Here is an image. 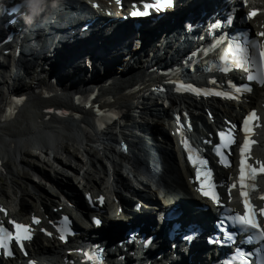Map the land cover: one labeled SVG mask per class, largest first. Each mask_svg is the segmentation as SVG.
I'll list each match as a JSON object with an SVG mask.
<instances>
[{"label":"bare ground","instance_id":"bare-ground-1","mask_svg":"<svg viewBox=\"0 0 264 264\" xmlns=\"http://www.w3.org/2000/svg\"><path fill=\"white\" fill-rule=\"evenodd\" d=\"M108 1L109 0H80V6L85 4L90 7L93 16L102 15L104 9H108L111 12V16L109 17L114 18L111 23H115V18L120 17L123 13L119 12L115 5L109 6ZM94 2L97 3V7L95 8L92 5ZM182 5L187 7L191 5V3L187 2V0H183ZM187 11L188 9H181L178 13L183 14ZM63 14L65 15L66 13L63 12ZM64 15H62V17ZM176 18L177 16L175 15L165 17L161 21L156 22V24L149 26L146 30L136 32L135 34L128 27L124 29L113 27L111 33L115 32L112 36L97 35L98 39L88 38L86 41L76 40L71 46H64L62 48L65 49L64 51L53 55L51 60L47 61L49 67L44 69H32V71H30L21 65L19 57L16 58L17 49L15 47L17 44L16 46H12V43H16V41H13L9 48L4 47V50H8V52H6V56L5 53L0 54V59L2 60L0 63V72H3L0 74V89H6L0 91V174L4 176L5 184L13 191L12 196H8L6 193L4 195L3 187L0 185V197L3 196L4 199L0 200V209H3V211H0V219L3 222H9L11 220L25 221V216L27 215L30 216L28 222L31 221L32 217L40 218L41 216L39 214L30 213L27 199H32L40 203L44 217L47 221H50V223L45 224L40 220V224L42 226L44 225V229L50 231L53 225L56 224L58 217L61 215H71L73 213L75 217H77V220H74V225L78 230V237H75V239L79 238L81 240V238L86 236L89 237L94 234L89 228L91 224L90 220L84 215L82 216L80 212H76L74 209L69 208L71 204L69 203L68 196L65 194L69 193L68 185L65 186L59 181V177L69 178L63 175L62 171L64 169L57 171L59 175L55 174V177L51 178L52 186L48 191L41 190L38 196L31 197L29 190L32 188L27 187V189L19 185L14 181L13 177H19L23 179L21 181L30 185L34 184V182L31 179L30 182L27 181L28 178L23 175L12 174V169H10L8 161L15 158V156L25 158L27 170L37 171L39 167L31 163L28 158H35V160L43 164L45 163V161H43L45 156L42 152H28V147L35 142L49 137L60 142L61 145L67 146V144L72 143L68 136H79L81 138L91 136L93 140V136L97 134L101 137H106L109 144L113 140H117V143H119L120 140L130 142L127 144V155L136 160L134 151H139L137 156L140 157V146L147 145L146 148L148 149V146H151L152 143L146 140L141 143V141H139L140 134L135 135L132 131L136 128L137 130L143 129L146 131L145 133L151 135V133H154L155 129L152 122H143L139 124L140 122L132 121L133 116L131 117V110L136 108L137 104L142 105L145 113L151 119H157L156 125L157 129H159L156 130L158 131L157 134L160 133L165 137V146L168 148L167 152L171 155V159H167L165 164L158 163L156 162L157 160L154 162L153 160V164L149 166L138 164L140 168L145 171L147 176L156 180L157 187H167L172 193L171 198L173 200L177 198V203L183 210L192 200L197 199L198 202L207 204V201L197 198L195 191L192 189V185L188 181L191 172L183 162L182 153L178 150L174 135L175 129L177 128L175 125L177 117L180 115V119L182 120L185 118L183 116L184 113H187L189 117L192 115L196 123L199 121L203 124L202 130L196 131L197 135L204 134L208 137L210 129H212L217 122L221 123L220 119L222 117L230 116L235 118L240 112L244 113L249 108H257L264 115V87H259L257 85L249 94H246L241 99L233 100L217 99L213 97L203 98L196 94L181 92V89L177 87L178 85L169 86V83L165 85L167 88L164 91L160 92V89L159 91H148L149 87L156 79H159V77L147 72H144L143 75L136 76L135 71H138L144 66L148 68L153 66L164 67V60L167 58V54L179 52L180 49L183 50L188 44L189 37L185 35L186 32L179 28L180 26H176L180 24L175 20ZM194 19L195 15L188 17V24H194ZM249 23L256 24L257 26H264L263 16L258 15L253 20H250ZM260 30H264V28ZM75 34L77 33L73 35ZM92 34L95 35V33ZM160 48L162 49L159 50ZM137 59L138 61H136ZM115 60L121 63V67H119L118 70L106 69L107 67L104 63ZM153 61V65H148L149 62ZM73 65L76 68L74 70L71 68ZM97 68L101 69L100 79L96 76ZM78 70L80 74L77 73ZM27 73L33 76L31 78L33 81H31V83L29 81V83L34 85L36 92L32 91L31 88L25 89L26 91L20 94L24 96L22 104H15L12 110H18L7 117L4 111L5 106L8 104L9 90L13 94L16 91L15 94L18 95L17 91L20 92V89H23L28 83L25 78L27 77ZM46 76H48V79L49 77L53 78L56 82H59V84L57 83L54 85L49 79L48 83L44 85V87L48 86L47 90H43L42 85H40L42 84L40 80ZM216 77L221 82L223 79L228 80L229 74L221 76L216 72ZM90 79H95L92 80L94 83L88 82ZM146 82H148V84ZM79 90H81V96L83 92H96L95 99L92 100L89 105L86 103L82 105L77 104L74 100V95ZM42 91L48 95L45 96L42 94ZM155 94L161 96V98L167 102V106L170 108L169 111H165L161 108V110H159L155 107L151 96ZM95 102L103 104L101 106H108L105 109L107 113L115 115V117L109 120L98 133H94L96 130V119L91 106V104ZM48 107L53 108L52 112H47L45 110V108ZM62 108L69 109V113L56 114L55 111ZM202 112L207 115L208 112L211 113L210 119L212 123L207 116L202 115ZM99 122L101 123V121ZM261 125H264V116ZM128 128L131 129L130 132L132 135L129 134ZM258 133L260 142L258 147L254 150V156L257 159L264 160V127H259ZM129 136H132V139H130ZM89 147L90 146L85 147V149ZM153 151L161 155L159 151ZM56 154L57 153H54V156H56ZM68 166V164H61V168H67ZM83 166L86 168L85 162ZM124 167L127 166L121 165L120 169H113L115 172L113 185L111 183L102 184L105 179V174L107 173L97 174L99 171L91 168V175L83 180L86 181V184L94 188L103 186L102 189H104L107 194L103 193L101 190V193L89 190L84 193L85 201L79 198V196H77V200H73L79 210H86L101 217L103 220V230L107 234L111 231L113 226L118 227L122 224L124 220L122 217L130 215L129 213H123L126 207H128V209L135 208L132 205L130 206L126 200L128 199L127 194L131 195L132 192L129 190L130 185H128V178H123L120 172ZM105 169L107 168H102L100 171L103 172ZM229 171L230 170H226L224 172L226 177L229 176ZM11 174L13 177L10 176ZM91 182H99L100 184ZM70 183L72 184L73 182L70 180ZM146 189L151 194H154L151 187L147 186ZM262 192H264V181L261 182L258 193ZM143 197L147 200L149 197L148 193L143 195ZM100 199H103V205L101 207L97 206ZM231 199L234 200L233 193L231 194ZM154 200L151 199V201H153V206L156 205ZM228 205H232V203ZM22 212H25V214H22ZM122 213L123 215H121ZM138 213L140 216H147L148 210L142 206ZM200 217L203 222L208 220L206 218V212H201ZM143 229L144 227L142 230ZM71 243H73V241ZM69 244L70 241L63 245L59 238L54 235L51 238H45L42 232H39L27 245L29 256L24 258L22 255H19L14 261L17 264H26L28 259L32 258L35 260L37 259L39 264H44L45 256L43 255L47 254L60 256L57 258L56 263L66 264L64 263V251L72 248V245ZM199 245L201 248L202 245L200 243ZM190 252H192V249L187 253ZM163 253L165 255L167 252ZM148 254V257H145L146 260H140L133 264L186 263V261H184L185 254L179 258L178 262L176 261L177 263H169V259L164 256L158 258L153 255L152 251ZM191 258L193 263L199 260L197 255H193ZM147 259L151 260V262ZM2 262L7 264L9 261L3 260ZM77 262L76 259L75 263Z\"/></svg>","mask_w":264,"mask_h":264},{"label":"snow or ice","instance_id":"snow-or-ice-1","mask_svg":"<svg viewBox=\"0 0 264 264\" xmlns=\"http://www.w3.org/2000/svg\"><path fill=\"white\" fill-rule=\"evenodd\" d=\"M35 6L39 7V0H34ZM172 3V0H153V3H146L144 5L145 9H148L150 7H161L163 5H170ZM147 14L146 11L144 12H134L133 15H145ZM252 15H255V13H252ZM264 35V33H262ZM235 55V53H234ZM258 77L250 76V79H256ZM261 83H264V78H261ZM242 90H249V89H242ZM240 91V90H238ZM20 101H15V103H19ZM260 117L257 116V113L253 111L249 114L248 117L245 118V120L242 122L240 130L245 133L244 139L241 143H239V150L241 155L240 160V174L238 176L239 181V187H240V195L243 198L244 203V209L245 214H238L236 216L232 217V223L238 224L240 226L241 231L250 232L251 235L249 237L248 241H245V243L250 242L251 240H260L264 242V227H261L260 224L257 223V220L254 218L256 216V212L254 209H252L250 200H249V191L255 192L257 190V185L255 183H248V181H255L257 177H264V160H255L254 164H250L247 161L251 159V153H252V146L257 143L255 139H252L253 135H256L253 131V122L259 121ZM256 127H264V125L256 124ZM221 137H225V133H220ZM227 141H230L232 144L237 143L238 139V133H237V139H234L232 136L226 137ZM230 155V153L228 154ZM191 159V157H189ZM203 163H207V161H202ZM236 184H233L230 186V188H235ZM206 196L209 195V193H204ZM211 198L218 200L219 194L213 195ZM261 199H264V196L260 197ZM0 211H3V209H0ZM259 213L261 215H264V207H261L259 209ZM38 223V221H35ZM10 223L14 224L15 228L17 230H25V233L28 231V226L17 223L15 221H10ZM99 223V221H97ZM223 221H221V224L223 225ZM261 224H264V221L260 222ZM24 238H30L29 236L25 235ZM63 238V235L62 237ZM229 239H233V234H229ZM15 240L17 243L20 244L21 248L23 249V243L22 238L19 234H17L15 237L13 236V233L11 230H9L6 226H3L0 224V248L7 247L9 250V254H12V249L6 241ZM99 250H95L94 254L92 256H89V259L92 261V264H100V260L102 257L98 255ZM87 255V254H86ZM250 254H246L243 252H238L236 259L240 261V264H246V256ZM235 264V261L233 262Z\"/></svg>","mask_w":264,"mask_h":264},{"label":"rangeland","instance_id":"rangeland-1","mask_svg":"<svg viewBox=\"0 0 264 264\" xmlns=\"http://www.w3.org/2000/svg\"><path fill=\"white\" fill-rule=\"evenodd\" d=\"M27 59H31V58H27ZM134 59H136V58H134ZM136 61H138V59L136 60ZM104 65H106V69H113V70H118L119 69V67H121V63L120 62H117L116 60L115 61H107V62H105L104 63ZM25 66H26V64H25ZM27 67V66H26ZM73 70L74 69H76L75 67H74V65L71 67ZM27 69L28 70H30V71H32V69H34V67L33 68H30L29 66L27 67ZM106 69H104V70H106ZM100 71H101V69H99V68H97V75L96 76H98L97 78H99L100 79ZM28 72V71H27ZM80 71L78 70V72L77 73H79ZM80 74V73H79ZM33 76H32V74H30V73H27V77H25L26 78V80H27V84H26V86H24L23 87V89H20V92L19 91H17V93H18V95H20V94H22L24 91H26L25 89H29V88H31L32 89V91H35V89H34V85L33 84H30L31 83V81H33L31 78H32ZM96 79V78H95ZM95 79H90L88 82H90V83H94V81H92V80H95ZM48 76H46L45 78H43L42 80H40L41 81V83L42 84H40V85H42V87H44V85L45 84H47L48 83ZM29 81H30V83H29ZM97 81H98V79H97ZM1 86V85H0ZM39 88V87H38ZM1 90H5V89H1ZM40 90V89H39ZM36 92V91H35ZM15 93H16V91H15ZM37 93H39V92H37ZM152 96V100H153V104L155 105V107L157 108V109H159V110H161V109H164L165 111L167 110V111H169L170 110V108H168V104H167V102H165L164 100H163V98H161V96H159V95H151ZM137 107L136 108H133L132 110H131V117L133 116V119H132V121H137V122H140L139 124H142L143 122L144 123H150V122H152L153 124H154V126H155V129H154V133L152 134L151 133V135L150 134H147V133H145L146 131H141L140 129H138L137 130V128L136 129H134V131H132V132H134V134L136 135V134H140L139 136H140V138H139V141H141V143H143V142H145V140L146 141H148V142H151V143H156V142H158V140H157V138L159 139V137H160V133L159 134H157V132L158 131H156V130H159V129H157V123H156V121H157V119H151L146 113H145V110L142 108V105H140V104H137L136 105ZM161 108V109H160ZM202 115L203 116H206V114L204 113V112H202ZM209 118V117H208ZM221 120V119H220ZM160 122V121H159ZM131 124V123H130ZM112 129H113V127H112ZM115 129V128H114ZM117 129V128H116ZM128 131H129V133H131L130 131H131V129L130 128H128ZM156 131V132H155ZM10 176H12V174L10 175ZM13 177V176H12ZM57 178V177H56ZM13 179H14V181L15 182H17V183H19V180L21 181V180H23V179H20L19 177H17V178H15V177H13ZM64 180V178H61V177H59V181H61V184H63V185H65L64 183H65V181H63ZM27 181H29L30 182V179H27ZM0 185L3 187V191H4V195H5V193L8 195V196H12V189L11 188H9L8 187V185H6L5 184V180H4V176H2L1 174H0ZM66 186V185H65ZM19 193V192H18ZM2 198V199H1ZM0 200H4L3 199V196H1L0 197ZM27 201H28V205H29V210H30V213L31 214H40L41 215V219L43 220V223H50V221H47L46 220V218L44 217V214H43V211H42V206L40 205V203L39 202H37V201H34V200H32V199H27ZM28 211V210H27ZM26 212V211H25ZM25 212H22V214H25ZM26 218V220L29 218V216H25ZM77 217H75V215L72 213L71 214V219H73V221L76 219ZM77 220V219H76ZM81 221V220H80Z\"/></svg>","mask_w":264,"mask_h":264},{"label":"clouds","instance_id":"clouds-1","mask_svg":"<svg viewBox=\"0 0 264 264\" xmlns=\"http://www.w3.org/2000/svg\"><path fill=\"white\" fill-rule=\"evenodd\" d=\"M56 3H57V0H52L51 6L55 7ZM25 5L27 8V12H28L27 19L29 21H32L35 19V17L40 15V13L45 10V8L48 6V0H39L38 8L35 6L34 0H25Z\"/></svg>","mask_w":264,"mask_h":264},{"label":"water","instance_id":"water-1","mask_svg":"<svg viewBox=\"0 0 264 264\" xmlns=\"http://www.w3.org/2000/svg\"><path fill=\"white\" fill-rule=\"evenodd\" d=\"M1 73H3V72H0V74H1ZM49 79L51 80V83H53L54 85L57 84V83L59 84V82H56L53 78L49 77ZM47 88H48V86L43 87L42 89H43V90H44V89L47 90ZM42 92H43L42 94L45 95V92H44V91H42ZM42 94H41V95H42ZM86 94H87L86 92H83V96H85ZM45 96H47V95H45ZM74 99L76 100L75 95H74ZM94 99H95V98H93L92 100H94ZM92 100H90V101L88 102V105L91 103ZM97 103H99V102L92 103V104H91L92 108H93L94 104H97ZM48 109H49V107H48V108H45V110H46L47 112L53 110V108H50V110H48ZM61 113H62V112H61ZM57 114H58V113H57ZM75 116H76V115H75ZM7 117H9V115H8Z\"/></svg>","mask_w":264,"mask_h":264}]
</instances>
